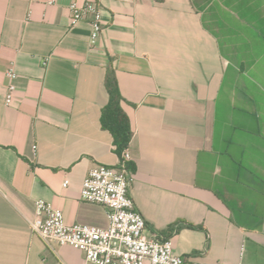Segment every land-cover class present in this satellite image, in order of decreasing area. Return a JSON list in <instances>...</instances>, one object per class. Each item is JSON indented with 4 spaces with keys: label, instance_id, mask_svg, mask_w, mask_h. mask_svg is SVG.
Instances as JSON below:
<instances>
[{
    "label": "crops",
    "instance_id": "1",
    "mask_svg": "<svg viewBox=\"0 0 264 264\" xmlns=\"http://www.w3.org/2000/svg\"><path fill=\"white\" fill-rule=\"evenodd\" d=\"M86 1L105 29L93 48L88 21L70 23ZM110 68L146 235L184 264H264V0H0V264H88L29 221L42 200L68 225L108 226L80 192L119 165L100 124Z\"/></svg>",
    "mask_w": 264,
    "mask_h": 264
},
{
    "label": "built area",
    "instance_id": "2",
    "mask_svg": "<svg viewBox=\"0 0 264 264\" xmlns=\"http://www.w3.org/2000/svg\"><path fill=\"white\" fill-rule=\"evenodd\" d=\"M71 25L88 21L89 46L95 47L104 33L102 11L97 4L86 1L69 6ZM9 80L4 104L9 106L17 89V73L6 72ZM130 155L125 149L117 167L96 166L90 169L82 183L81 201L101 206L105 210L106 228L65 223L63 214L50 204L36 201L35 215L29 221L33 235L48 246H71L84 255L88 264H184L185 258L175 255L170 238L146 235V223L130 197ZM68 180H64L66 188ZM197 264H242L197 263Z\"/></svg>",
    "mask_w": 264,
    "mask_h": 264
},
{
    "label": "trees",
    "instance_id": "3",
    "mask_svg": "<svg viewBox=\"0 0 264 264\" xmlns=\"http://www.w3.org/2000/svg\"><path fill=\"white\" fill-rule=\"evenodd\" d=\"M156 3L162 0H153ZM105 88L109 96L107 105L102 110L100 124L101 127L108 131L112 137L114 151L118 157L127 149L131 138L133 136L131 124L125 111L123 110V99L120 95L117 81L115 79L113 68L105 78ZM129 170L132 172L133 168L129 164ZM193 227L192 225H188Z\"/></svg>",
    "mask_w": 264,
    "mask_h": 264
}]
</instances>
